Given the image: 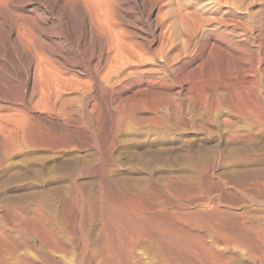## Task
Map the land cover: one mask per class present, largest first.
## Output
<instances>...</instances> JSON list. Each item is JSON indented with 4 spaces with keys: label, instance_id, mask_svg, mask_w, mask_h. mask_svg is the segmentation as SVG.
<instances>
[{
    "label": "rangeland",
    "instance_id": "rangeland-1",
    "mask_svg": "<svg viewBox=\"0 0 264 264\" xmlns=\"http://www.w3.org/2000/svg\"><path fill=\"white\" fill-rule=\"evenodd\" d=\"M259 1L0 0V262L264 264V129L228 80Z\"/></svg>",
    "mask_w": 264,
    "mask_h": 264
},
{
    "label": "bare ground",
    "instance_id": "bare-ground-1",
    "mask_svg": "<svg viewBox=\"0 0 264 264\" xmlns=\"http://www.w3.org/2000/svg\"><path fill=\"white\" fill-rule=\"evenodd\" d=\"M220 1V0H219ZM230 1V0H229ZM259 1V0H258ZM224 2H225V0H224ZM260 3H261V1H259ZM235 3V2H234ZM233 3V6L235 5ZM232 5V4H231ZM261 6V5H260ZM259 6V7H260ZM235 7V6H234ZM238 7V6H237ZM251 8V7H250ZM236 9V8H235ZM248 10V9H247ZM258 10V9H257ZM252 12H255L254 10L252 11ZM252 12H250V13H252ZM229 15V14H228ZM159 16V15H158ZM229 17V16H228ZM236 17V16H235ZM223 18V17H222ZM233 18V17H232ZM231 19V18H230ZM247 19V18H246ZM251 19V18H250ZM97 20H98V17H97ZM217 20H218V18H217ZM222 20V19H221ZM224 20V19H223ZM238 20V19H237ZM194 21H197V19L196 20H194ZM225 21H227L226 20V18H225ZM240 21V20H239ZM245 21V20H244ZM203 22H205V21H202V23L201 24H204ZM217 22V21H216ZM195 23V22H194ZM206 23V22H205ZM229 24H230V22H228ZM196 24V23H195ZM194 24V25H195ZM226 24V23H225ZM197 25V24H196ZM218 25V24H217ZM198 26H199V24H198ZM197 26V27H198ZM201 26V25H200ZM235 26V25H234ZM226 27V26H225ZM248 28H247V32L248 33H250V36L248 37V38H246V40L245 41H247V42H249L250 44H241V43H235L234 45H233V47H234V49L236 50V51H238L239 53H240V55H239V67L237 68V69H235V72L228 78V80H229V82H232V84L230 83V85H231V88H232V91H233V95L232 96H229V97H231L230 99H229V101H230V103H231V105H232V107L234 108L233 109V111L235 112V114L237 115V116H239L241 119H243L245 122H246V124L247 125H249V126H253V127H255L256 129H264V0H263V8H262V10L261 11H259L258 13H255L254 14V16L252 17V19H251V25L249 24V26H247ZM219 28H220V26H219ZM219 28H217V29H219ZM230 29V28H229ZM232 29H234V28H232ZM215 31H216V29H215ZM220 31V30H219ZM217 32V31H216ZM233 32V31H232ZM241 32H242V30H241ZM247 32H245V33H247ZM239 33H240V29H239ZM244 34V33H243ZM210 35H212L211 33H210ZM235 35H237V34H235ZM247 35V34H246ZM203 36H205V38L207 37L206 36V34L205 35H203ZM210 37H208V39H209ZM241 38V37H240ZM207 38H206V40H208ZM190 40V39H189ZM202 40V39H201ZM201 40H200V44L201 43H204L203 41L201 42ZM205 40V41H206ZM31 42V41H30ZM190 42V41H189ZM207 42V41H206ZM215 42V41H214ZM228 42V41H227ZM196 43H197V41H196ZM210 43V42H209ZM230 43V42H229ZM220 44V43H219ZM232 44H233V42H232ZM195 45V44H194ZM197 45V44H196ZM202 45V44H201ZM200 45V46H201ZM210 45V44H209ZM200 46H199V48H200ZM203 46V48L202 49H204V45H202ZM198 47V46H197ZM205 50V49H204ZM116 51V50H115ZM202 53H203V51H202ZM160 55V54H159ZM39 56V55H38ZM155 60V59H154ZM113 61V60H112ZM153 61V60H152ZM168 62V61H167ZM185 62H186V60H185ZM189 62V61H188ZM182 63V62H181ZM167 64H169V63H167ZM180 64V63H179ZM38 65H41V64H38ZM182 66H183V63H182ZM42 67V66H41ZM165 69V68H164ZM171 69V68H170ZM154 71V70H153ZM147 72V71H146ZM157 72V71H156ZM164 72H166V71H164ZM163 72V73H164ZM151 73H152V71H151ZM158 73V72H157ZM177 73V72H176ZM219 73V72H218ZM146 74V73H145ZM149 75V74H148ZM156 75V74H155ZM164 75V74H163ZM219 75V74H218ZM220 76V75H219ZM36 77V76H35ZM144 77V76H143ZM151 77H152V75H151ZM154 77V76H153ZM157 78V77H156ZM160 78V77H159ZM169 78V77H168ZM226 78V79H227ZM37 79V78H36ZM154 79V78H153ZM157 80V79H156ZM156 80H154L155 82H157ZM162 80V79H161ZM164 80H166L167 81V79H164ZM188 80V79H187ZM208 80H210V79H208ZM211 80H213V79H211ZM160 81V80H159ZM204 81V80H203ZM161 82V81H160ZM164 82V81H163ZM188 82V81H187ZM208 82V81H207ZM202 83V82H201ZM211 83V82H210ZM226 83H228V82H226ZM184 84V83H183ZM211 84H213V82L211 83ZM229 84V83H228ZM227 84V85H228ZM214 85V84H213ZM225 85V84H224ZM223 85V88L225 87ZM226 85V86H227ZM182 86V85H181ZM193 86H196V87H198L197 86V83H196V85H193ZM200 86V85H199ZM229 86V85H228ZM170 88V87H169ZM168 88V89H169ZM213 88V87H212ZM217 88V87H216ZM226 88V87H225ZM200 89V88H199ZM214 89V88H213ZM219 89V88H218ZM230 89V88H229ZM201 90V89H200ZM205 90V89H204ZM211 90V89H210ZM215 90V89H214ZM213 90V91H214ZM231 90V89H230ZM202 91V90H201ZM208 91H209V89H208ZM226 91V90H225ZM206 93H207V91H205ZM216 93H218V90L217 91H215ZM214 92V93H215ZM228 92V91H227ZM37 93V92H36ZM204 93V92H203ZM202 93V94H203ZM206 93H204V94H206ZM211 93V92H210ZM228 94V93H227ZM174 95V94H173ZM38 96V95H37ZM207 96H211L210 94L209 95H207ZM207 96H204L205 98L203 99V100H205L206 101V97ZM202 97V96H201ZM233 97H235V99H233ZM223 98H225V97H223ZM223 98H221V99H223ZM215 99H216V97H215ZM219 99V98H218ZM34 100V99H33ZM42 100V99H41ZM208 100V99H207ZM211 100V99H210ZM210 100H208V101H210ZM220 100V99H219ZM224 100V99H223ZM207 101V102H208ZM216 101H217V103H218V100L216 99ZM227 101H228V98H227ZM41 102V101H40ZM44 102V101H43ZM215 102V101H214ZM213 102V103H214ZM206 103V102H205ZM224 103V102H223ZM222 103V104H223ZM226 103V102H225ZM211 104V103H210ZM219 104V103H218ZM209 105V104H208ZM220 105V104H219ZM228 105V104H227ZM58 106V105H57ZM214 106V105H213ZM223 106V105H222ZM225 106V105H224ZM229 106V105H228ZM211 108V107H210ZM214 109L215 108H219L218 106H216V107H213ZM212 108V109H213ZM225 108H226V106H225ZM223 109H224V107H223ZM216 110V109H215ZM227 110H228V108H227ZM176 112V111H175ZM229 112H231V111H229ZM130 114V113H129ZM228 114V113H227ZM130 116H131V114H130ZM133 116V115H132ZM236 117V116H235ZM130 118V117H129ZM174 118V117H173ZM178 119V118H177ZM224 120H226V119H224ZM240 120V119H239ZM29 122V121H28ZM228 123L229 122V120H226L225 121V123ZM30 123V122H29ZM211 123V122H210ZM226 123V125H229V124H232V122L231 123H228L227 124ZM233 124H235V123H233ZM31 125V124H30ZM241 125V124H240ZM237 126V125H236ZM235 125H234V127H236ZM244 126V125H243ZM238 127V126H237ZM236 127V128H237ZM242 128V127H241ZM247 128H249V127H247ZM238 129H240V127L238 128ZM250 129V128H249ZM242 130H243V128H242ZM241 130V131H242ZM33 131V130H32ZM31 131V132H32ZM239 131V130H238ZM240 131V132H241ZM248 131H250V130H248ZM247 131V132H248ZM25 133H27L26 131H25ZM30 133V132H29ZM28 133V134H29ZM249 133H252L251 131L249 132ZM34 134V133H33ZM39 134V133H38ZM235 134H240V133H235ZM264 134V133H263ZM25 135V134H24ZM29 135H31V133L29 134ZM249 135V134H248ZM248 135H247V133H242L241 132V134L239 135L241 138H245L244 140H246V138L248 137ZM33 136V135H32ZM252 136V137H251ZM249 137H251L252 139H254L253 137V135H251L250 134V136ZM9 138V137H8ZM28 138H31V137H28ZM251 138L249 139V138H247L248 140H251ZM256 138V137H255ZM262 138H263V135H262ZM33 140H36V139H34V137H33ZM40 140V139H39ZM39 140L37 141V143L36 144H38V145H40L39 144ZM257 140V139H256ZM262 140H264V139H262ZM27 142V141H26ZM29 142H30V144H32L33 142H32V139L30 140L29 139V141L27 142L28 144H29ZM242 142H244L243 140H242ZM246 142H248V141H246ZM245 142V143H246ZM263 142V141H262ZM37 145V146H38ZM43 145V144H42ZM33 146H34V144H33ZM44 146V145H43ZM253 151V150H252ZM252 151H250V153L252 152ZM262 151V150H261ZM249 152V151H248ZM260 151H258V153H259ZM255 153V152H254ZM256 154H257V152H256ZM262 154V156H260V153H259V156L260 157H256L254 154V156H252V158H251V155H250V158H251V161L250 162H253V163H257V162H259V160H261V159H264V151H263V153H261ZM247 156H248V154H247ZM1 157V156H0ZM245 158H247V157H245ZM248 159H249V157H248ZM247 159V160H248ZM0 160H1V158H0ZM213 160V159H212ZM246 160V161H247ZM2 161V160H1ZM240 162H242L241 160H239ZM2 163V162H1ZM245 164V163H244ZM250 164V163H249ZM261 164H263V163H260V165ZM244 180V179H243ZM256 186V185H255ZM256 188H258V187H256ZM2 200V199H1ZM8 200V199H7ZM36 201V200H35ZM7 202V201H6ZM19 203H17L18 205H20V206H23L24 204H23V202L24 201H18ZM36 204V203H35ZM15 205V204H14ZM28 205V204H27ZM41 206H42V204H41ZM136 206H137V204H136ZM9 207V206H8ZM32 207V206H31ZM30 207V209H32ZM35 208H37V207H35ZM40 208V207H39ZM138 208V207H137ZM29 209V210H30ZM139 209V208H138ZM11 214L12 215H15V217H22L23 216V213H22V209L21 210H19V211H17L15 208H12L11 209ZM31 211V210H30ZM34 211V210H33ZM39 211V210H38ZM37 211V212H38ZM29 214L30 213H28V216H29ZM35 214V213H34ZM33 215V214H32ZM47 215V214H46ZM154 215V214H153ZM31 216V215H30ZM29 216V217H30ZM35 216H36V214H35ZM37 218L36 219H38V221H39V224H40V226H42V228H43V225H45V220H44V217H43V215L40 213V212H38V214H37ZM24 217H25V215H24ZM23 217V218H24ZM34 217V216H33ZM26 218V217H25ZM24 218V219H25ZM127 218V217H126ZM7 219H8V215H4V214H1L0 213V224H1V226L3 227V228H5L6 229V227H8L9 225L7 224L8 222H7ZM27 219V218H26ZM46 219V218H45ZM28 220V219H27ZM30 220V219H29ZM35 220V219H34ZM49 220V219H48ZM11 221V220H10ZM38 221H36V223L38 224ZM46 221H47V219H46ZM129 221V220H128ZM12 222V221H11ZM35 223V222H34ZM48 223V222H47ZM46 223V224H47ZM50 224H51V222H49ZM130 223H132V222H130ZM30 224V223H29ZM55 224V223H54ZM123 225V224H122ZM35 226V225H34ZM55 226V225H54ZM130 226V225H129ZM15 227V226H14ZM19 227L21 228V229H23L25 232H27L28 231V227L26 226V224H21V223H19ZM39 227V226H38ZM40 228V227H39ZM143 228H145V227H143ZM47 229H49V227L48 228H46V230ZM54 229V228H53ZM56 229V228H55ZM138 229H140V228H138ZM44 230H45V228H44ZM58 230V229H57ZM147 230V229H146ZM149 230V229H148ZM54 231V230H53ZM150 231V230H149ZM6 232V231H5ZM24 232V233H25ZM48 232H49V230H48ZM51 232V231H50ZM57 232V231H56ZM250 232V231H249ZM30 233V232H29ZM58 233V232H57ZM57 233H55V235H57ZM143 233V232H142ZM38 234V233H37ZM17 235V234H16ZM30 235V234H29ZM40 235V234H39ZM39 235H37V236H39ZM54 235V234H53ZM6 236V235H5ZM5 236H3L2 235V233H0V239L1 238H4ZM27 236V235H26ZM33 236V235H32ZM36 236V235H35ZM48 236V235H47ZM40 237H46L45 235L44 236H40ZM50 237V236H49ZM7 238V237H6ZM30 238V237H29ZM54 238H55V236H54ZM23 239V238H22ZM25 239V238H24ZM38 239V238H37ZM40 239H42V238H39V240ZM3 240V239H2ZM35 240V239H34ZM43 241V240H42ZM50 241H52V240H50ZM34 242V241H33ZM38 243V242H37ZM10 244H12V246H14L13 245V243L12 242H10ZM31 244V243H30ZM33 244V243H32ZM42 244L44 245V243L42 242ZM42 245V246H43ZM260 245V244H259ZM3 246H5V245H3ZM34 246H35V244H34ZM39 246V245H38ZM46 246H48V245H46ZM40 247V246H39ZM37 248V247H36ZM86 248V247H85ZM84 248V249H85ZM7 249V248H6ZM13 249H15V248H13ZM19 249H21V248H19ZM58 249V248H57ZM260 249V248H259ZM8 250V249H7ZM21 250H23V249H21ZM21 250H16V252L18 251H21ZM35 251V250H34ZM51 251H54V249H52ZM50 252V251H49ZM55 252V251H54ZM263 252V251H262ZM2 253V252H1ZM5 253H7V252H5ZM20 253V252H19ZM23 253H25L24 251L22 252V256L24 255ZM53 253V252H52ZM1 255V254H0ZM7 255V254H6ZM18 255V254H17ZM38 255H40V254H38ZM42 255V254H41ZM51 255V254H50ZM11 256V255H10ZM12 256H15V255H12ZM19 256V255H18ZM18 256H16V258H18ZM21 256V257H22ZM44 256V255H43ZM83 256V255H82ZM85 256V255H84ZM2 256H0V258H1ZM9 257V256H8ZM26 257V255L24 256V258ZM42 257V256H41ZM40 257V258H41ZM16 258H14V259H16ZM23 258V257H22ZM21 258V259H22ZM23 258V259H24ZM27 258V257H26ZM25 258V259H26ZM1 259H3V258H1ZM14 259H12L13 261H14ZM44 259V258H43ZM4 260H6L7 261V259H4ZM18 260H20V257H19V259ZM27 260H28V258H27ZM6 261H4L5 262V264H6ZM33 261V260H32ZM32 261L31 262H29V263H31L32 264ZM36 261V260H35ZM22 262H23V260H22ZM25 262H26V260H25ZM25 262H23V264L25 263ZM0 263H2V264H4L3 262H0ZM16 263H17V261H16ZM26 263H28V262H26ZM20 264V263H19Z\"/></svg>",
    "mask_w": 264,
    "mask_h": 264
}]
</instances>
